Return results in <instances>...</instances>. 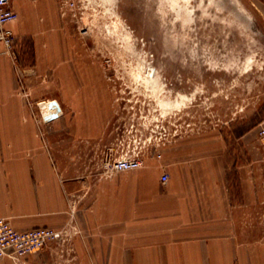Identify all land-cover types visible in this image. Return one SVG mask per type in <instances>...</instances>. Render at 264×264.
Instances as JSON below:
<instances>
[{
  "label": "rangeland",
  "instance_id": "1",
  "mask_svg": "<svg viewBox=\"0 0 264 264\" xmlns=\"http://www.w3.org/2000/svg\"><path fill=\"white\" fill-rule=\"evenodd\" d=\"M17 3L14 94L54 171L80 180V192L69 201V219L51 226L61 237L12 260L104 264L92 262L102 258L89 240L100 237L93 214L107 182L153 176L164 184L163 173L167 181L191 176L202 194L212 188L208 176L226 173L227 235L243 246L258 235L261 254L264 0ZM149 72L155 78L146 84ZM52 98L63 113L44 122L37 102ZM120 157L143 163L116 170L110 163ZM37 185L6 184L2 201L26 207Z\"/></svg>",
  "mask_w": 264,
  "mask_h": 264
},
{
  "label": "crops",
  "instance_id": "2",
  "mask_svg": "<svg viewBox=\"0 0 264 264\" xmlns=\"http://www.w3.org/2000/svg\"><path fill=\"white\" fill-rule=\"evenodd\" d=\"M14 8L18 12L15 4ZM18 19L19 15L7 23L13 32L14 43ZM2 48L0 45V50ZM10 56L0 53V216L9 219L20 230L34 226L57 227L69 219V201L78 196L80 180L61 178L47 159L35 135L33 117L22 108L14 94ZM226 178V173L220 177L208 176L212 188L204 194L196 192V181L187 175L164 184L153 176L113 178L107 182V189L93 214L100 218L96 223L101 225L96 231L100 232L101 238L92 235L89 246L100 249V252L94 250L93 254L94 258L101 256L102 259L96 258L92 262L264 264V247L260 254L258 235L244 246L227 235L224 218L227 196L221 191ZM25 183L38 184L37 191L33 186L29 196L32 200L26 207L2 201L4 185ZM204 216L211 218L205 222ZM76 220L81 221L79 215ZM91 222L88 219L86 224ZM0 264L18 263L3 257Z\"/></svg>",
  "mask_w": 264,
  "mask_h": 264
},
{
  "label": "built area",
  "instance_id": "3",
  "mask_svg": "<svg viewBox=\"0 0 264 264\" xmlns=\"http://www.w3.org/2000/svg\"><path fill=\"white\" fill-rule=\"evenodd\" d=\"M17 18L14 0H0V45L3 47L0 53H13L14 35L7 23ZM142 163L139 157H120L113 159L110 164L116 170L127 171L140 168ZM167 180L168 175L163 173L162 182L166 183ZM61 235V229L47 226L16 229L9 219L0 216V259L25 257L59 239Z\"/></svg>",
  "mask_w": 264,
  "mask_h": 264
},
{
  "label": "water",
  "instance_id": "4",
  "mask_svg": "<svg viewBox=\"0 0 264 264\" xmlns=\"http://www.w3.org/2000/svg\"><path fill=\"white\" fill-rule=\"evenodd\" d=\"M37 106L44 122L52 121L63 113L61 104L56 98L38 101Z\"/></svg>",
  "mask_w": 264,
  "mask_h": 264
},
{
  "label": "bare ground",
  "instance_id": "5",
  "mask_svg": "<svg viewBox=\"0 0 264 264\" xmlns=\"http://www.w3.org/2000/svg\"><path fill=\"white\" fill-rule=\"evenodd\" d=\"M149 75L150 77L147 75V77H143V81L148 84L150 82H153L154 80L152 78H155V75L154 74H150L149 72ZM139 77L141 76L140 74L138 75ZM158 103H160V105L162 104H166V102L162 101V100H159Z\"/></svg>",
  "mask_w": 264,
  "mask_h": 264
}]
</instances>
